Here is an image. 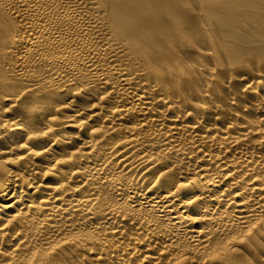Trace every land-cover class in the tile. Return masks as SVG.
Instances as JSON below:
<instances>
[{
  "label": "bare ground",
  "instance_id": "6f19581e",
  "mask_svg": "<svg viewBox=\"0 0 264 264\" xmlns=\"http://www.w3.org/2000/svg\"><path fill=\"white\" fill-rule=\"evenodd\" d=\"M0 264H264V0H0Z\"/></svg>",
  "mask_w": 264,
  "mask_h": 264
},
{
  "label": "rangeland",
  "instance_id": "374dc122",
  "mask_svg": "<svg viewBox=\"0 0 264 264\" xmlns=\"http://www.w3.org/2000/svg\"><path fill=\"white\" fill-rule=\"evenodd\" d=\"M188 1H195V0H188ZM253 55H255V54H253Z\"/></svg>",
  "mask_w": 264,
  "mask_h": 264
}]
</instances>
